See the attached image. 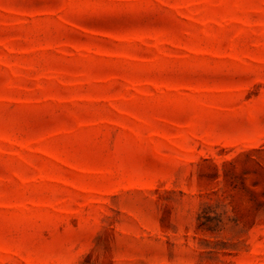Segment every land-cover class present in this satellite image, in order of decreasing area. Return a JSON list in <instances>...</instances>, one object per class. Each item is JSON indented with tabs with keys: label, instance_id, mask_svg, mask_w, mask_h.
<instances>
[{
	"label": "rangeland",
	"instance_id": "rangeland-1",
	"mask_svg": "<svg viewBox=\"0 0 264 264\" xmlns=\"http://www.w3.org/2000/svg\"><path fill=\"white\" fill-rule=\"evenodd\" d=\"M0 264H264V0H0Z\"/></svg>",
	"mask_w": 264,
	"mask_h": 264
}]
</instances>
